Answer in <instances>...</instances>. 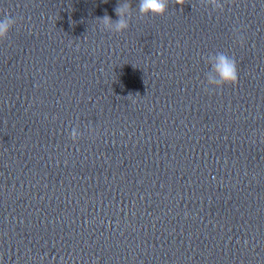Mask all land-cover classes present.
<instances>
[{
	"label": "clouds",
	"instance_id": "9594fccd",
	"mask_svg": "<svg viewBox=\"0 0 264 264\" xmlns=\"http://www.w3.org/2000/svg\"><path fill=\"white\" fill-rule=\"evenodd\" d=\"M171 0H138L137 11L140 18L163 16L169 10ZM205 5H211L215 9L223 10V5L219 0H202ZM174 4H178L183 9L185 0H175ZM117 19H112L107 13L103 17H97L100 22V28L103 31L113 34H123L130 27V21L133 15V6L131 0H118L114 8ZM18 20L10 15H6L0 20V40H6L10 31L17 26ZM235 42L241 46L245 44V38L234 30ZM209 70L205 73L204 90H220L225 86H235L239 82V69L237 61L234 57L224 52H216L209 54L206 58ZM89 131H92L91 129ZM82 132L78 130V126L72 128L69 139L76 143L79 141Z\"/></svg>",
	"mask_w": 264,
	"mask_h": 264
}]
</instances>
